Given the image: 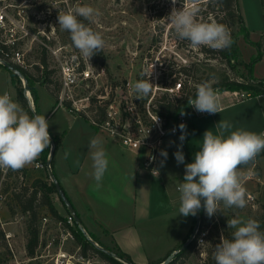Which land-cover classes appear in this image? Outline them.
I'll use <instances>...</instances> for the list:
<instances>
[{
  "label": "rangeland",
  "instance_id": "rangeland-1",
  "mask_svg": "<svg viewBox=\"0 0 264 264\" xmlns=\"http://www.w3.org/2000/svg\"><path fill=\"white\" fill-rule=\"evenodd\" d=\"M84 5L92 6L100 13L95 18V22L88 26L102 35L105 44L103 51L93 55L91 59L97 67L104 66L106 72L97 83H90L82 89L78 93L79 99L87 97L92 99L99 95H106L107 89L109 95L107 94L106 100H110V87L121 92L125 91L130 84L133 89L136 81L146 79V75H142V73L149 74L150 66L153 63H164L166 71L164 77L167 79L168 75L181 74L182 79L186 77L196 86L208 81L217 91L220 112L212 114V116L195 119L192 125L194 124L193 126L198 133L194 136L189 135L183 142L179 139L181 130L180 134L166 138L157 160L161 179L151 177L154 190L159 192L162 183L166 188L163 193H158V207L153 206V215L161 210L160 207L164 213L158 231L155 232L156 237H158L156 240H162L165 243L167 238L176 236L175 233L177 230L179 232L181 225L182 234L184 231L185 235L191 232L190 237L195 230L197 214L187 217L179 216L180 202L177 204L172 202L180 197V193L176 189L183 182L185 165L194 162L195 153L202 148L204 132L206 130L213 131L211 119L215 120L214 123L216 124L221 120L227 121L232 125L231 131L244 129L257 134L264 133V96H254L249 91L244 90V87L250 86L247 83L249 80L253 82L264 81V0H238V9L244 19L249 37L246 31L238 25L231 26L227 16L209 0H176L175 4L172 3V0H6L0 4V9L7 7L4 9L5 13L12 20L18 19L17 11L19 9L24 10L25 13V25L28 28L29 36L19 48L24 52L25 61L28 65L26 70L28 75L36 76L35 66L42 56L41 46L44 42V35L38 34L37 28L45 31L52 38L53 41L48 44L49 46L53 48L67 46L69 52L81 55L74 47L70 33L59 26L58 18L55 16L59 15V12H67L76 6ZM183 6L197 7L199 9L198 21H215L217 23L220 21L230 31L234 32L237 41L236 57L230 63L224 62L219 54H215L216 52H205V49L216 50L207 46L193 48L189 41L181 40L176 36L167 17L173 7L179 9ZM34 37H36L35 40H33ZM6 39L5 32H1L0 42ZM184 60H188L187 65L182 64ZM48 62L49 70L53 71L52 80L55 87L56 82H58L59 64L49 52ZM184 68H189L190 71L185 72ZM42 70L44 72V69ZM42 76H45V72L42 73ZM25 79L27 80L26 77ZM30 82L32 83L31 79ZM22 83L23 86L27 85L28 87V82L25 83L22 80ZM33 84L35 87L42 86L38 91L36 89L38 99H40L38 114L45 115L49 122L48 131L51 135H61L55 128L62 130L65 134L71 122H75L76 127L82 126L84 128L87 126L91 128V123L88 120L72 114L66 108L59 107L54 96L41 83ZM195 85L192 84L191 90L196 88ZM5 92L9 93L13 100L16 98L17 89L12 76L7 69L0 65V94ZM235 92L239 93V98L242 101L237 102L239 99L233 94ZM28 99L30 110L32 108L35 110L34 100L30 94ZM83 104L87 105V102L83 101ZM184 109L186 110L185 106ZM181 143L182 149L179 147ZM178 150H182L185 158L182 164L177 163L174 155ZM162 151L167 152L166 158L161 155ZM61 158L62 153H55L53 165L59 163ZM239 171L244 177V187L253 199L248 198L247 206L244 208H226L221 204L220 212L212 217L207 214L202 219L200 217L201 229L204 228V230L209 231L205 243L201 246L196 244L195 251L190 256L182 258L181 263L178 264H204L210 253L209 250L213 246L208 237L212 233L214 234L212 236H215L212 242L218 241L220 243L221 236L223 235L225 238V232L231 229L228 228V220L264 217V155L258 154L254 162L244 165L239 168ZM30 172H32V180L36 177H43L48 183L51 182L46 168H33ZM16 181L17 179H12L11 195L16 186ZM11 195L4 205L2 218L4 221L14 222L8 226V229H12L16 233L17 249L22 254L20 257L25 260L26 256L22 252L24 246H27L28 240L26 238V218L21 214H11ZM51 197L53 199V195ZM238 209L240 210L239 213L236 212ZM62 214L64 218H69L66 210ZM43 218L48 219L47 223L44 222ZM173 222L178 223L175 230H173ZM38 226L40 231L39 246L36 251L38 259L27 264H110L93 252H88L86 256L83 255L79 243L73 235L60 221L54 220L45 209L42 210ZM86 233L85 236L94 242L97 240L99 246L108 247L112 250L111 252H118V248L112 244L106 245L96 236L92 234L90 236L88 232ZM147 245L151 249L149 242ZM5 260L6 256L2 255L0 263Z\"/></svg>",
  "mask_w": 264,
  "mask_h": 264
},
{
  "label": "clouds",
  "instance_id": "clouds-1",
  "mask_svg": "<svg viewBox=\"0 0 264 264\" xmlns=\"http://www.w3.org/2000/svg\"><path fill=\"white\" fill-rule=\"evenodd\" d=\"M172 3L175 4L176 0ZM198 12L195 6L173 7L167 18L176 36L189 41L193 48L207 46L222 51L231 47L233 40L228 27L215 21L200 22L197 20ZM99 14L97 9L84 5L58 15L59 26L70 33L74 47L89 60L103 51L105 41L99 32L93 31L83 21L94 23ZM142 75L147 79H140L133 85L136 99L147 97L155 86L149 79L152 72ZM191 106L201 113L220 112L217 91L210 82L196 86V98ZM215 127L216 134L212 130L204 132L202 148L195 153L194 162L185 165L183 182L178 187L179 215L195 216L202 207L201 198L209 217L220 212L221 204L226 208L247 206L248 193L239 168L254 162L264 151V133L244 129L231 131L232 125L223 120ZM179 128L182 132L179 139L183 142L186 125L180 124ZM48 129L45 115L36 114L34 109L29 115L9 93L0 94V169L18 171L33 163L45 149L50 148ZM179 147L182 149V143ZM89 148L95 190H99L108 169V159L99 138H93ZM67 155L66 152L65 158ZM161 155L166 158L167 152L162 151ZM174 155L178 164L184 163L182 150ZM227 223L228 228L234 231L231 239L222 235L220 243L215 246L213 258L216 264H264V231L260 230L259 222L251 218H233ZM203 243L200 241L201 245Z\"/></svg>",
  "mask_w": 264,
  "mask_h": 264
},
{
  "label": "built area",
  "instance_id": "built-area-1",
  "mask_svg": "<svg viewBox=\"0 0 264 264\" xmlns=\"http://www.w3.org/2000/svg\"><path fill=\"white\" fill-rule=\"evenodd\" d=\"M5 1L0 0V4ZM4 9H0V30L5 32L7 39L1 43L9 46L11 50L0 57V63L11 61L21 69L27 70L28 65L25 61L24 52L19 48L29 36L28 28L25 25L24 10L19 9L17 11L18 19L12 20ZM37 33L44 35L42 47L52 53L59 64L58 82L60 92L57 105L63 108L66 103H70V112L79 116H86L93 127L105 134L114 144L126 150H144L146 156L142 161V168L153 176L159 174L157 160L163 141L170 136L180 134V124L188 126L195 119L209 114L207 112H198L191 106V102L195 98L187 100L189 93L192 92L190 80H187L186 77L182 79L181 74L168 75V79L164 77L166 72L164 63L151 64L149 75L151 72L152 75L149 79L155 86L147 97L136 99V94L130 84H128V88L121 92L110 87V100H106L109 95L107 89L106 95H99L92 99L89 97L79 99L78 93L88 84L97 83L105 75L106 68L104 66L97 67L91 58L89 60V58L82 55L79 56V54L69 52L67 46L55 48L49 46L48 44L53 41L52 38L45 31L38 28ZM35 39L36 37L33 38V40ZM182 64L187 65L188 60H184ZM168 80L169 82H167ZM233 94L239 97L238 92ZM178 100L186 101V110L182 107L181 111L167 119L160 112L162 105L169 103L177 105ZM83 101H86L87 105H84ZM94 104L105 109L103 119L99 120L98 110L92 111ZM157 118L158 121L155 122ZM38 158L35 160L33 168H46L50 175L52 166L48 162L49 158L46 163L38 160ZM9 175L10 169H0V258L2 255L6 256V260L0 264H27L38 259L36 252L34 255H30L24 246L22 253L26 256V259H22L20 257L22 254L17 249L16 233L12 229H8V226L14 222L4 221L2 218L4 205L9 195H11L12 191L10 190L13 186V178L9 177ZM248 198L253 199L251 195H248ZM43 220L45 223L48 221L47 218H43ZM68 224L73 226V218L70 216ZM65 228L67 229L66 226ZM69 233L72 234L70 231ZM208 233V230L200 229L196 239L198 246H201L200 241L205 243Z\"/></svg>",
  "mask_w": 264,
  "mask_h": 264
},
{
  "label": "crops",
  "instance_id": "crops-1",
  "mask_svg": "<svg viewBox=\"0 0 264 264\" xmlns=\"http://www.w3.org/2000/svg\"><path fill=\"white\" fill-rule=\"evenodd\" d=\"M40 87L42 86L36 87L37 91ZM28 94L32 97L30 91ZM237 99L242 101L239 97ZM14 101L17 102V93ZM39 101L40 99H38V105ZM209 115L212 116L208 114L204 117ZM211 120L213 121V132L216 134L217 124L214 123L215 120ZM193 125L191 123L186 126L185 138L198 133ZM90 126L91 128L76 127L75 122H71L65 134L62 130L55 128L61 135L64 134L61 137V146L56 151V154L62 153V160L53 165V157L51 164L53 174L77 212L83 228L106 245L112 244L119 248L136 264H158L168 259L188 240L190 232L188 235H185V231L182 234L181 225L179 232L177 230L175 233L176 236L167 238L165 243L162 240H156L158 237L155 232L158 231L164 213L160 207L161 210L153 215V206L158 207V193H163L166 188L162 183L159 192L154 190L151 177L161 179L160 172L157 176H153L142 168V161L146 156L144 150H126L111 142L92 124ZM57 135L61 136L60 134L55 136ZM55 136L50 134V138ZM93 138L101 140L108 159V169L99 190H95L96 182L92 176L93 162L89 144ZM66 152L68 153L67 158H65ZM34 162L23 169L33 170ZM176 190L178 191V187ZM53 200L58 211L61 214L65 213L66 209L64 210L65 207L63 208L56 193L55 196L53 194ZM179 202V197H177L172 203ZM172 226L175 230L178 223L173 222Z\"/></svg>",
  "mask_w": 264,
  "mask_h": 264
},
{
  "label": "trees",
  "instance_id": "trees-1",
  "mask_svg": "<svg viewBox=\"0 0 264 264\" xmlns=\"http://www.w3.org/2000/svg\"><path fill=\"white\" fill-rule=\"evenodd\" d=\"M209 1L215 4L218 7V9L222 13H224L225 16H227V19L230 21L231 26L235 27L236 25H238L239 27H241V29H244L246 31V34L249 37V33L245 27L244 19L238 9L239 7L238 0H209ZM55 17L58 18V15H56ZM83 22L86 25H89L87 21H83ZM219 23L223 24L220 21ZM1 32L2 31L0 30V35H1ZM230 33H231V37L233 40L231 47L226 48L222 51H218V50L211 51V50L205 49V52L206 53L216 52L215 54H219L221 56V59L224 62L230 63L236 57L235 48L237 45L236 35L232 31H230ZM41 48H42V56L39 60V63L35 66L36 76L34 77L32 76V74L28 75L26 70L21 69L18 65L14 64L11 61H8L10 64L18 68L22 72V74L27 78L28 90L31 92V95L33 97L35 110H36L35 112L37 114L39 112L38 95L36 92V87L34 86L33 83H38V84L41 83L55 97L56 101L58 99L59 92H60L59 82H56L55 87L53 86L54 84L52 80L53 71L49 70L48 51L46 50V48L42 46ZM10 50L11 48L9 46L0 42V57H2L4 53L10 52ZM42 69H44V72H45L44 77L42 76V73H44ZM184 71L188 72L190 71V69L184 68ZM10 74L12 76L14 85L17 89V102L20 103V105L23 107L25 111L29 113V115H32L33 112L29 108V101L25 96V88L23 86L22 80L13 72H10ZM30 79L32 83L30 82ZM247 83H249L250 86L244 87V90L249 91V93H252L254 96H264V81L253 82L249 80ZM192 84L195 85V83H192ZM188 96L189 98H187V100L190 98H196V88L195 87L193 88L192 92L189 93ZM185 104H186V101L178 100L177 101L178 106L175 103H169L166 105H162L160 112L168 119L174 116L178 111H181L182 107H184ZM65 108L70 111L71 110L70 103H66ZM94 110H98L97 115H98L99 120L103 119V117L105 116V109L97 104L96 105L94 104L92 106V111ZM81 116L84 119L88 120L86 116L84 115H81ZM52 139L55 141V144H56V150H55V153H56L57 149L60 148L61 146V137H54ZM50 152H51L50 148L45 149L44 152L40 154L39 160L42 161L43 163H46L48 161ZM259 155H264V151H261V154ZM51 164H52V161H51ZM243 166L244 165H241L240 168ZM9 177L13 179L14 178L17 179L16 186L10 198V202H11L10 211L12 215L21 214L26 218V221H25L26 238L28 239L26 249L30 255H34L36 252V249L39 246L40 231H39L38 222L41 217L42 210L45 209L49 212L50 216L54 220H58L62 222L67 227V229L72 233L74 239L79 243V247L83 255L86 256L88 255V252H93L94 254L99 255L104 261L110 264H136L131 260V258L126 253L121 251L119 248L117 249L118 252H112L113 256L104 254L91 243L90 239H88L85 236V233L82 231L80 226L74 221V219H73V226L68 224V218H64L58 212V210L56 209L54 205V202L51 196L56 193V189L52 182L48 183L46 180L43 179V177H36L34 180H32V172L27 171L26 169H21L18 171L10 170ZM18 178H20V180H18ZM65 209L67 210L69 216L72 217L69 210L66 207ZM239 209L236 211L237 213L240 212ZM205 214H206V211L203 207L201 214L199 215L201 219L205 216ZM254 219L259 222L260 230L264 231V217L262 218L257 217ZM232 233H233V229H228L225 232V238L231 239ZM89 235L92 236L91 234ZM212 235L214 234L211 233L208 239H210L211 245L213 244V246L211 250H209L210 253L208 254V258L206 259L204 264H216L213 256L215 252V246L219 242L218 241L212 242L213 238L215 237ZM95 242L99 243L97 240H95ZM105 248L109 251H112L108 247H105ZM195 249H196V240L192 242L186 249L181 251L169 264H178L182 258H186L190 256L195 251ZM166 260L167 259H164L158 264H161Z\"/></svg>",
  "mask_w": 264,
  "mask_h": 264
},
{
  "label": "water",
  "instance_id": "water-1",
  "mask_svg": "<svg viewBox=\"0 0 264 264\" xmlns=\"http://www.w3.org/2000/svg\"><path fill=\"white\" fill-rule=\"evenodd\" d=\"M4 68H6L8 71L13 72L14 74H16L21 80H23L25 83H27V80L25 79L24 75L22 74V72L16 68L14 65L8 63V62H1L0 63ZM25 88V96L28 99L29 94H28V87L27 85L24 86ZM32 107V106H31ZM32 112H33V108H32ZM36 113V112H35ZM37 114V113H36ZM55 150H56V144L55 141L51 138V152H50V157H49V164H51V161L53 159V156L55 154ZM50 179L51 182L54 184L55 189H56V194L58 195L59 199L61 200L63 206H65L71 216L73 217L74 221L80 226V228L82 229V231L86 233L85 229L83 228L82 224H81V220L77 214V212L75 211L73 205L71 204L70 200L68 199L67 195L65 194L63 188L61 187L59 181L57 180L56 176L53 174V172L50 173ZM201 204L202 207L197 211V223L195 226V230L193 231L192 235L189 237V239L177 250H175L173 252V254L163 263L161 264H169L181 251H183L184 249H186L192 242H194L197 239V235L201 229V222H200V213L202 211L203 208V198H201ZM91 243L101 252H103L106 255L109 256H113L112 252L107 250L106 248L99 246L96 242H94L93 240H91Z\"/></svg>",
  "mask_w": 264,
  "mask_h": 264
}]
</instances>
